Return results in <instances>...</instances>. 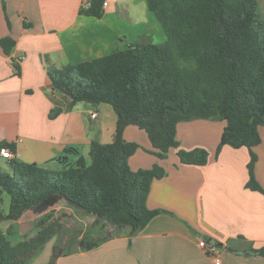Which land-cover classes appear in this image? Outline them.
<instances>
[{"label": "trees", "instance_id": "16d2710c", "mask_svg": "<svg viewBox=\"0 0 264 264\" xmlns=\"http://www.w3.org/2000/svg\"><path fill=\"white\" fill-rule=\"evenodd\" d=\"M103 0H91L80 14L100 18ZM159 22L165 39L161 43L136 41L125 50L90 61L49 69L54 91L69 99L67 109L77 103L106 104L117 116L114 140L92 142L88 160L75 149L72 160L58 158L50 168L8 160L10 174L0 170V205L9 197L8 211L0 206V223L17 222L23 214L41 204L64 201L71 208L93 216L101 227L114 231L103 238L81 239L78 250L90 251L127 232L139 234L162 210H149L146 200L152 181L165 176L154 164L132 171L128 159L140 146L123 138L133 125L147 134L158 159H166L170 148L177 150L181 164L203 166L204 149L179 148L176 126L197 119L224 121L216 155L225 145L245 147L250 158L245 187L264 194L255 177L257 156L253 147L261 143L264 127V19L256 0H145ZM9 54L14 41L0 39ZM63 111L54 107L48 118ZM16 153L15 145L0 144ZM166 213V212H165ZM51 213L38 224L31 241L19 244L11 239L13 226L0 232V264H29L44 245L58 234L59 224L48 223ZM68 252L55 245L46 264ZM264 257V246L253 252Z\"/></svg>", "mask_w": 264, "mask_h": 264}, {"label": "crops", "instance_id": "0c3cea01", "mask_svg": "<svg viewBox=\"0 0 264 264\" xmlns=\"http://www.w3.org/2000/svg\"><path fill=\"white\" fill-rule=\"evenodd\" d=\"M103 1L107 6L95 18L80 14L91 0H0V39L14 41L9 54L0 46V144L15 145L18 161L53 168L58 158H74L67 149L88 160L92 142L114 140L117 116L109 105L77 103L67 109L69 99L52 89L47 75L49 69L125 50L138 40L164 41L145 0ZM256 2L264 19V0ZM54 107L63 111L49 119ZM224 126L202 119L177 124L179 148L204 149L203 166L181 164L175 148L158 159L149 153L154 149L144 130L127 126L123 138L140 146L128 159L130 169L158 164L166 173L152 181L146 200L149 210L163 212L134 237L123 230L90 251L62 254L55 264H215L216 257L219 264H264V257L253 253L264 246V194L245 187L247 148L225 145L216 155ZM258 132L254 172L264 190V127ZM0 159L9 168L8 160ZM201 240L214 244L217 255L206 254L198 246Z\"/></svg>", "mask_w": 264, "mask_h": 264}, {"label": "rangeland", "instance_id": "374dc122", "mask_svg": "<svg viewBox=\"0 0 264 264\" xmlns=\"http://www.w3.org/2000/svg\"><path fill=\"white\" fill-rule=\"evenodd\" d=\"M0 162V170L4 173L10 174V169L5 163H3L1 159ZM0 206L5 212L8 211V196L4 195L2 197ZM48 213H51V218L48 223L56 222L59 224L58 234L43 247L39 254L37 264L48 263L51 258L52 249L55 245L63 248V251L65 252L72 253L78 250L79 240L103 238L114 231L111 226H105V228L101 227V223H98L93 216L87 215L80 210L73 209L63 201L57 202L53 205L41 204L33 210L26 212L17 222H2L0 225V232L6 233L7 228L13 226L12 235L10 236L13 243L19 244L31 241L39 231L37 227L39 221ZM8 224L10 225L8 226ZM33 260L30 261L31 264H33Z\"/></svg>", "mask_w": 264, "mask_h": 264}, {"label": "built area", "instance_id": "2783aa9c", "mask_svg": "<svg viewBox=\"0 0 264 264\" xmlns=\"http://www.w3.org/2000/svg\"><path fill=\"white\" fill-rule=\"evenodd\" d=\"M103 7L107 6V2H103ZM96 112H92L90 114L91 118L94 119L96 117ZM0 156L4 159L10 160L14 158L13 153L8 148H2L0 150ZM198 246L204 250V252L210 256H216L218 253V249L214 244L207 243L204 240L199 241ZM220 260L218 257L215 258V264H219Z\"/></svg>", "mask_w": 264, "mask_h": 264}, {"label": "water", "instance_id": "95a60500", "mask_svg": "<svg viewBox=\"0 0 264 264\" xmlns=\"http://www.w3.org/2000/svg\"><path fill=\"white\" fill-rule=\"evenodd\" d=\"M209 242V241H208ZM219 248H222V245H219Z\"/></svg>", "mask_w": 264, "mask_h": 264}]
</instances>
